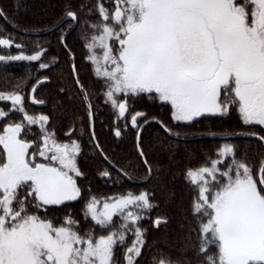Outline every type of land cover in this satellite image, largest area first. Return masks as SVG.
I'll use <instances>...</instances> for the list:
<instances>
[{
  "label": "snow or ice",
  "instance_id": "1",
  "mask_svg": "<svg viewBox=\"0 0 264 264\" xmlns=\"http://www.w3.org/2000/svg\"><path fill=\"white\" fill-rule=\"evenodd\" d=\"M77 27L86 66L95 77L92 87L81 79L68 43ZM48 30L60 32L57 44L70 63L69 80L57 86L52 111H62L65 99L83 110L90 141L106 165L101 177L111 179L115 172L141 190L103 198L102 210L101 199L91 196L82 207L83 223L70 213L59 222L48 217L53 206L67 207L82 198V143L74 123L60 139L49 114L32 115L25 106L26 98L47 106L33 94L51 81L47 72L59 67V58L46 61V49L38 42L26 53L27 46L14 34L0 37V62L34 63L41 73L31 85L21 80L16 90L0 92V102L10 105L7 112L0 108V264H140L147 244L141 221L158 207L153 203L157 187L166 191L175 179L150 157L151 146L145 149L142 132L152 122L148 115L135 111L128 119L129 99L144 95L170 107L177 129L238 113L246 126L242 135L258 142L256 157L249 156L251 149L241 153L224 142L206 163L184 174L195 187L189 212L196 260L188 264H264V0H94L80 5L68 0ZM13 47L17 54L10 51ZM98 83L102 92L97 96ZM100 99L112 109L117 139L120 120L137 130L136 166L129 159L125 167L100 145L94 129ZM10 113L21 118L11 119ZM79 119L83 124L84 117ZM152 120L167 136L181 135L162 120ZM208 135L216 138L211 130ZM235 137L224 132L219 139ZM153 223L159 227L162 220ZM151 264L175 262L154 256Z\"/></svg>",
  "mask_w": 264,
  "mask_h": 264
},
{
  "label": "trees",
  "instance_id": "2",
  "mask_svg": "<svg viewBox=\"0 0 264 264\" xmlns=\"http://www.w3.org/2000/svg\"><path fill=\"white\" fill-rule=\"evenodd\" d=\"M67 2L68 0H0V10L5 13L4 17H0V37L14 34L17 41L27 46L26 53H30L33 46L38 42L46 49V61L53 56L59 58V67L47 72V75L51 77V81L40 87L35 95L37 99L47 101V106H43L41 109L32 108L28 105L27 98L25 99V106L32 115H39L41 112L49 114L52 117V126L60 139H66L64 133L68 131L70 125L75 124V135L80 138L82 143L79 166L84 176L78 178V184L83 195L78 201L68 202L67 207H53L49 211L48 217L59 222L66 213H70L83 223L82 207L91 196L100 198L102 202L105 197L128 191L138 192L141 189L135 184L134 180L118 177L115 172L112 173L111 179L101 177L100 172L106 165L102 157L98 155L97 150L94 149V142L90 141L91 130H89L88 120L83 110L78 109L76 105L69 104L65 99L62 111H52L54 98L57 95V86L67 84L69 80L70 63L57 44L56 37L60 32H52L48 29L54 20L63 15V9ZM85 2L93 3L94 0H72L74 5ZM13 24L18 27L14 29ZM25 29L29 31L25 32ZM81 32L82 29L77 27L67 39L74 49L75 62L79 68L81 79L89 87H92L91 80L95 77L91 76V66H86L85 51L81 46ZM3 51V49H0V52ZM10 51L12 54L17 53L14 47ZM40 75V70L34 63L22 61L10 62L5 65L0 62V92L16 90L15 85L21 80L25 84L31 85L34 78ZM28 77L33 79H27ZM61 77L63 78L61 79ZM95 89L98 96L102 92L101 85L96 84ZM29 91L30 87L25 91L26 97ZM8 106L7 102H0V108L5 111H8ZM129 109L132 110L128 114L129 120L131 114H134L135 111H142L148 115L149 120L152 122L147 124L142 132L145 149L148 150L151 146L153 151L150 152V157L158 159L162 165L166 166L169 176L175 177L174 181L168 183L166 191H161L157 187L153 203L158 207L150 214L145 215L146 220L141 221L144 226L147 244L140 264H151L154 256L165 259L170 258L175 264H188V261L196 260V255L192 251V243L196 242V233L190 231L189 212L191 200L195 194V187L186 181L184 175L186 170L189 168L195 169L206 163L209 157L215 155L217 147L224 142L237 145L241 153L245 149H251L248 154L250 157L255 158L258 142L254 138H234L229 141L214 138L186 141L174 139L164 134L159 124L152 120L153 117L162 120L174 131H180L181 135L179 137L185 139L209 136V130L215 132L218 136H221L224 132L236 135L243 134L246 131V126L243 125L235 111L223 117L201 118L198 122H194L190 129L186 130L184 128L177 129L175 122L171 121L169 106L163 105L158 100L154 101L146 95L130 98ZM74 110L78 113L75 118L73 117ZM80 116L84 117L83 124L79 119ZM11 119L15 120L16 117L14 116ZM141 122L143 123V121ZM116 127L117 122L112 109L105 107L103 99H100L96 106L94 122L95 133L100 145L110 157H113L125 167L128 165L129 159L133 166H136V132L131 129L129 124L126 128L125 122L120 120L118 127L122 135L117 139L113 134ZM36 131L38 132V128ZM185 131H187V135L184 134ZM162 144L166 146L167 150L162 149ZM170 157H174V159L170 160ZM256 179L258 181V172ZM158 217L164 223L155 228L152 220ZM117 257L122 262L123 249L117 251Z\"/></svg>",
  "mask_w": 264,
  "mask_h": 264
},
{
  "label": "water",
  "instance_id": "3",
  "mask_svg": "<svg viewBox=\"0 0 264 264\" xmlns=\"http://www.w3.org/2000/svg\"><path fill=\"white\" fill-rule=\"evenodd\" d=\"M40 88V87H39ZM30 93H31V90H30ZM29 93V94H30ZM33 95H35V93L33 94ZM28 103H29V105H31L32 107H35V108H40L41 107V105H33V104H31V102H30V100H28ZM130 126H131V124H130ZM146 126V125H145ZM144 126V127H145ZM132 128V127H131ZM132 130L133 131H137L136 129H133L132 128ZM219 137L220 136H218V135H216V138H214V139H219ZM171 138H174V139H180V140H196V139H204V138H213V137H211V136H199V137H196V138H190V139H184V138H179V137H176V136H171ZM235 138H253V137H246V136H243L242 134H238V135H236V137ZM107 179V178H106ZM258 179H259V174H258ZM162 224V223H161ZM160 224V225H161Z\"/></svg>",
  "mask_w": 264,
  "mask_h": 264
},
{
  "label": "flooded vegetation",
  "instance_id": "4",
  "mask_svg": "<svg viewBox=\"0 0 264 264\" xmlns=\"http://www.w3.org/2000/svg\"><path fill=\"white\" fill-rule=\"evenodd\" d=\"M9 105V104H8ZM43 107V105H41V107L40 108H38V109H41ZM9 108H10V105L8 106V111H9ZM7 112V111H6ZM16 117V119L15 120H17L18 121V118L20 117L19 116V114H17V113H10V118H13V117ZM3 123V121H0V124H2ZM53 207H55V206H53ZM58 208V207H57ZM141 225H142V223H141ZM142 227H144L143 225H142ZM144 229V228H143Z\"/></svg>",
  "mask_w": 264,
  "mask_h": 264
},
{
  "label": "rangeland",
  "instance_id": "5",
  "mask_svg": "<svg viewBox=\"0 0 264 264\" xmlns=\"http://www.w3.org/2000/svg\"><path fill=\"white\" fill-rule=\"evenodd\" d=\"M105 2L107 3V0H105ZM17 54V53H16ZM234 112V111H233ZM29 114H31L30 112H28ZM237 113V112H236ZM238 114V113H237ZM21 117H19V119H20ZM18 119V120H19ZM129 125H130V123H129ZM103 202V201H102ZM102 202H101V210H102ZM65 218V216L64 217H62L61 219H60V221H62L63 219ZM116 217H114V219H115ZM146 216H144V218L143 219H145L146 220ZM116 219H118V218H116ZM154 219V218H153ZM153 221V220H152ZM131 239H132V237L130 236L129 237V240H128V243L130 244L131 243ZM213 254V253H212ZM211 255V254H210Z\"/></svg>",
  "mask_w": 264,
  "mask_h": 264
}]
</instances>
